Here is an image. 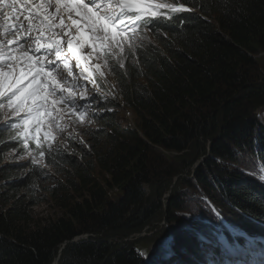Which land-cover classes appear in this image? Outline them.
<instances>
[{"label": "trees", "instance_id": "trees-1", "mask_svg": "<svg viewBox=\"0 0 264 264\" xmlns=\"http://www.w3.org/2000/svg\"><path fill=\"white\" fill-rule=\"evenodd\" d=\"M170 1L127 29L157 45L94 51L111 80H94L89 104L102 113L82 133L89 150L71 138L73 155L41 153L65 181L45 189L60 217L33 225L45 173L1 164L20 142L0 128V264H225L221 247L232 257L245 237H264V121L253 112L264 101V0ZM157 219L164 228L129 240Z\"/></svg>", "mask_w": 264, "mask_h": 264}, {"label": "rangeland", "instance_id": "rangeland-1", "mask_svg": "<svg viewBox=\"0 0 264 264\" xmlns=\"http://www.w3.org/2000/svg\"><path fill=\"white\" fill-rule=\"evenodd\" d=\"M164 0H127V2L132 3H153L158 4L159 2ZM82 3L88 4L89 7H92L93 13L96 14L97 17L102 18L105 12L111 14L115 17V20L112 22H108L109 31L107 33L108 38L104 39L105 41H120L123 43H132V44H140L146 41H150L153 44L157 45V42L153 39L152 35H148L147 37L138 38L135 37L134 40H129L124 42L123 39H118L112 32L115 31L116 27L121 25L120 20L123 15L120 13L118 5L120 4V0H95V4L99 5V8L95 7L91 0H84ZM77 9V8H76ZM79 11V9H77ZM138 14H136L134 19L137 18ZM150 16H140L139 19H149ZM71 19H75V37L72 32L69 31V28L64 22H61L58 25V29L60 31L59 37L63 40L61 45L58 44V48H60V56L54 55L50 59L43 60L49 64H55L52 67V70H47L42 73H49V77L44 79H51L52 83L57 87L58 91L55 96L51 95V87L45 83V87L48 89V99L50 101L49 106L44 109H41V113H29L28 105L24 103L21 106V101L25 100L27 93L23 95H19V98L16 99L14 104H9L8 102V93L7 89H5V95H0V128L3 131H7L10 128L16 127L17 124L20 126L17 129H14V134L17 136L23 135L25 132L30 130L33 126V132L35 135H38L39 131H48L54 136V140L52 142L53 146H51V150L48 155H52L56 146H63L61 151L66 152L67 154L73 155V150L71 146L66 147L64 139L68 136L73 138L75 143H81L85 146L87 150H89L88 144L85 142V137L82 133L87 129H96L99 125L98 123H94L92 115H96L97 112L94 111H86L85 108L82 107L81 102L86 100L91 96V94H97V88L91 87L92 80H102L103 77H106L107 80H111L104 72L101 70L99 65H95L91 54H90V45L94 40L103 39V34L99 31L96 34H93V31L89 29V21L87 19H81V16H71ZM69 36L71 40H73L77 48L80 52L79 62H77L74 58H71L68 53H66L63 48L64 39ZM76 39H78L76 41ZM7 44V42H6ZM48 44H46V47ZM55 44H53L54 46ZM52 46V47H53ZM49 48V49H52ZM264 55V54H263ZM264 57V56H263ZM259 68V74L264 76V59L259 60V64L257 66ZM7 71L8 69L5 68ZM24 70L18 71L21 72ZM14 67V75L11 79H15L16 74H18ZM260 75V76H261ZM10 82V81H9ZM112 83V81H111ZM105 85V84H104ZM62 89L63 91H60ZM30 91V89H29ZM54 103H51L53 102ZM19 108V111L17 109ZM251 108V107H250ZM249 108V109H250ZM257 117H260V120L264 121V101L260 102V107L253 111ZM119 121H129L133 123L132 117L129 115L127 111H123L119 115ZM41 118L40 121L37 119ZM28 120V124L25 125L24 121ZM74 143V142H72ZM25 149V147L21 148ZM35 161V163L33 162ZM1 164L5 165H25V169L22 172L23 175L25 172L29 171V166L38 165V168L41 172L45 173V178L40 182L35 188L37 197L34 198L37 202V205L32 206L30 209L31 220L33 221V225L35 223H39L41 226L49 222L50 220H54L57 217H60L61 212L58 211L56 206L52 201L50 193L46 192L45 189L48 187H54L57 184L65 185V181L59 172L51 167H49L44 158L37 157L34 152H25L22 154L21 151L7 152L1 158ZM195 167V166H194ZM176 182V181H175ZM174 186V185H173ZM172 186V187H173ZM172 187L168 189V192L163 196L164 199L169 197L171 193ZM145 190L148 192V188L145 187ZM164 204L167 203V199L164 200ZM153 222V226L145 229L141 234L133 235L129 238L130 241H137L138 243L142 240V238L147 237L151 232H155V229L165 227V223L162 221ZM87 236H82L80 239L75 240L74 242L79 243L82 240H86ZM149 243L141 242L137 247L145 246ZM65 245H63L64 247ZM62 247V248H63ZM61 248V249H62ZM142 250V249H141ZM151 250V246L147 248V251ZM201 251H205L207 256L210 257L211 250L210 247L206 245H201ZM144 251V250H142ZM225 256H229L226 251L223 253ZM186 257H189L186 254ZM230 261L231 259L228 258ZM170 263H174L169 260ZM181 264V263H179Z\"/></svg>", "mask_w": 264, "mask_h": 264}, {"label": "snow or ice", "instance_id": "snow-or-ice-1", "mask_svg": "<svg viewBox=\"0 0 264 264\" xmlns=\"http://www.w3.org/2000/svg\"><path fill=\"white\" fill-rule=\"evenodd\" d=\"M93 5L99 8V5L95 4V0H91ZM66 8L72 10L73 5L68 3L65 5ZM120 13H137L139 18L140 16H157V10L162 7L160 4H153V3H132L127 2V0H120V4L118 5ZM76 8L79 9L77 12L78 15L81 16V19H87L89 21V29L93 31L95 35L97 31L103 34V39H107V33L109 31L108 22H112L115 20V17L111 14H108L107 11L103 15L102 18L97 17L95 13L92 11V7H89L88 4L85 3H78ZM60 11L59 4H57V12ZM75 23V22H74ZM121 24H124L123 18L120 20ZM31 23L29 24V28H31ZM49 28L52 25H48ZM103 39L101 42H103ZM71 40L69 41V46L71 47ZM53 44L58 46L59 41H52L48 43V47L51 48ZM59 57V53H57ZM73 55H75V50H73ZM3 55L0 54V95H5V89H7L8 93V102L9 104H14L16 99L19 98V95H23L27 93L24 101H21V106L24 103L28 105V112L29 113H40L41 109L46 108L49 106L50 101L48 99V89L45 87V83H47L51 87V95L55 96L56 92L58 91L57 87L52 83L51 79H44L49 77V73H42L40 70H33L32 68H27L24 71L19 72L16 74L15 79H11L14 75V65H7V71L5 67L2 65ZM32 62V57H27L25 63ZM10 81V82H9ZM30 89V91H29ZM63 91L62 89H59ZM51 103H54L51 102ZM19 111V108L17 109ZM24 124H28V120L24 121ZM20 125L17 124L16 127ZM27 147V144H25ZM35 163V161H33ZM264 180V177H261ZM240 235H244L241 233ZM247 240V246L245 248L235 247L230 248L229 250L235 256L242 257L244 254L247 253L249 249L254 247L255 241L245 237ZM233 264H245L242 259H237L233 261ZM261 264H264V260L261 261Z\"/></svg>", "mask_w": 264, "mask_h": 264}, {"label": "bare ground", "instance_id": "bare-ground-1", "mask_svg": "<svg viewBox=\"0 0 264 264\" xmlns=\"http://www.w3.org/2000/svg\"><path fill=\"white\" fill-rule=\"evenodd\" d=\"M73 3H77V2H74L73 1ZM75 8H76V5H75ZM50 14L51 15H54V13H51L50 12ZM78 16H80V15H78ZM60 19H63V20H65L66 22H67V24L70 22V24L72 25V27L73 28H75V19H69V22H68V20H67V17H66V14L65 13H63V14H61V16H60ZM2 22L3 23H6L4 20H2ZM23 24L24 25H28V24H30V21L29 20H24L23 21ZM28 28V27H27ZM29 29V28H28ZM44 36H46V41H43V43H44V45H45V50H47V48H46V44H48L49 42H52V41H59V45H61V42H62V38L61 37H54V38H50V37H48L46 34H43ZM138 38H140V36H138V35H136ZM118 39H121V37H117ZM134 39H135V37H133ZM122 39H123V41L125 42V41H127V40H130V39H132V38H130V39H126V38H124V37H122ZM40 42H41V40H39ZM97 46H99V45H97V44H93V47H97ZM105 46H110V47H113L114 46V44H113V41H106L105 42ZM62 49H64V47L62 48ZM69 50H70V52L72 53V55H73V50H75V55L74 56H78V54H79V52H78V50L75 48V46L74 45H72V48H69ZM102 50V47H98L97 48V50L96 51H101ZM52 53L54 54V55H57V53H60V48H58L57 47V45L55 44L53 47H52ZM53 55V56H54ZM94 54H92V56H93ZM16 56H17V54H16ZM59 56H60V54H59ZM95 60H96V58H95ZM38 63H40V61H38ZM81 105H82V107L83 108H85V110L86 111H88L89 112V110L90 111H92L93 109H94V107L92 106V104H89V102H85V100L84 101H82L81 102ZM92 117H93V120H94V123H96L95 121L97 120L96 118L98 117V115L96 114H94V115H92ZM32 145L33 146H35V144L34 143H32Z\"/></svg>", "mask_w": 264, "mask_h": 264}, {"label": "clouds", "instance_id": "clouds-1", "mask_svg": "<svg viewBox=\"0 0 264 264\" xmlns=\"http://www.w3.org/2000/svg\"><path fill=\"white\" fill-rule=\"evenodd\" d=\"M97 65H99V64L97 63ZM97 65H96V66H97ZM99 67L101 68L100 65H99ZM101 69H102V68H101ZM104 78H106V77H103L102 80L99 79L100 82L103 83V84H105V83H104ZM109 78H110V77H109ZM92 111L97 112V115H99V113H102V112H100V111H96L95 109H93ZM129 115H130V114H129ZM45 135H46V134H45ZM51 135H52V134H51ZM42 136H43V135H42ZM71 141H73V140H71ZM64 142H65V144H67V143L70 142V141H69L68 139L65 138V139H64ZM52 146H53V145H52ZM62 147H63V146H56V148L54 149V152H55L56 150H58V149L61 150ZM50 148H51V146L44 148L45 151H40V154L37 153V157H39V158H43V157L41 156V155H42L41 153H49L50 150H51ZM46 151H47V152H46ZM54 152H53V153H54ZM53 153H52V154H53ZM31 166H36V167L38 168V165H35V164H34V165H31ZM31 166H29V167H31ZM38 169H39V168H38ZM39 171L41 172L40 169H39Z\"/></svg>", "mask_w": 264, "mask_h": 264}, {"label": "water", "instance_id": "water-1", "mask_svg": "<svg viewBox=\"0 0 264 264\" xmlns=\"http://www.w3.org/2000/svg\"><path fill=\"white\" fill-rule=\"evenodd\" d=\"M78 239H80V237L74 239L72 242H73V243H76V242H74V241H75V240H78ZM64 245H66V244H64ZM57 262H58V257L54 260V262H53L52 264H57Z\"/></svg>", "mask_w": 264, "mask_h": 264}]
</instances>
